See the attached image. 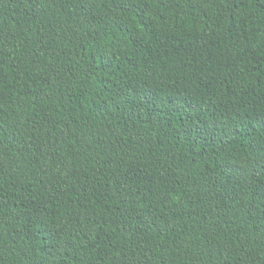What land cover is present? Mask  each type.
I'll return each mask as SVG.
<instances>
[{
  "label": "trees",
  "instance_id": "1",
  "mask_svg": "<svg viewBox=\"0 0 264 264\" xmlns=\"http://www.w3.org/2000/svg\"><path fill=\"white\" fill-rule=\"evenodd\" d=\"M0 264H264V0H0Z\"/></svg>",
  "mask_w": 264,
  "mask_h": 264
}]
</instances>
